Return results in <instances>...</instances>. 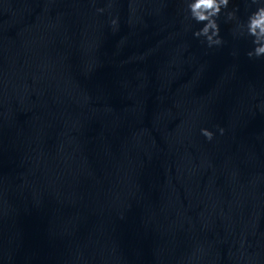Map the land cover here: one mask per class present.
Wrapping results in <instances>:
<instances>
[{"label": "water", "instance_id": "obj_1", "mask_svg": "<svg viewBox=\"0 0 264 264\" xmlns=\"http://www.w3.org/2000/svg\"><path fill=\"white\" fill-rule=\"evenodd\" d=\"M262 3L0 0V264H264Z\"/></svg>", "mask_w": 264, "mask_h": 264}, {"label": "clouds", "instance_id": "obj_2", "mask_svg": "<svg viewBox=\"0 0 264 264\" xmlns=\"http://www.w3.org/2000/svg\"><path fill=\"white\" fill-rule=\"evenodd\" d=\"M190 17L197 23H202V27L194 31L196 37L203 36L209 46L222 43L219 37V26L217 17L221 12V8H226L229 0H186ZM251 3H258V0H251ZM98 11H103L98 9ZM228 18L234 17L233 12H228ZM115 23V20L113 21ZM247 34L252 37L253 49L247 52L248 57H260L264 55V3L260 4L255 11L248 15L246 25ZM221 133L223 129H220ZM202 134L211 139L213 133L208 129H201Z\"/></svg>", "mask_w": 264, "mask_h": 264}]
</instances>
